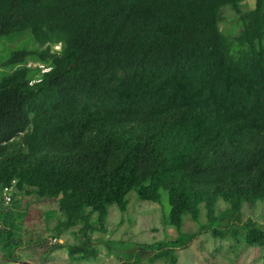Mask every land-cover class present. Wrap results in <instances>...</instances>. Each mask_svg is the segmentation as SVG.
Masks as SVG:
<instances>
[{"label": "trees", "instance_id": "trees-1", "mask_svg": "<svg viewBox=\"0 0 264 264\" xmlns=\"http://www.w3.org/2000/svg\"><path fill=\"white\" fill-rule=\"evenodd\" d=\"M246 1L0 0V38L34 40L0 64V262L46 238L24 236L29 197L55 201L40 212L46 229L59 216L53 236L77 226L90 239L131 190L157 203L165 192L161 222L176 232L137 245L136 263L175 264L203 229L264 247V222L240 220L264 202V0ZM226 8L235 32L220 27ZM186 214L196 232L182 231ZM80 241L69 257L92 258Z\"/></svg>", "mask_w": 264, "mask_h": 264}, {"label": "rangeland", "instance_id": "rangeland-1", "mask_svg": "<svg viewBox=\"0 0 264 264\" xmlns=\"http://www.w3.org/2000/svg\"><path fill=\"white\" fill-rule=\"evenodd\" d=\"M254 0H247L244 8H250ZM235 20L234 12L226 8L223 11L220 27L222 30L232 31V23ZM34 42L29 30L20 33L5 35L0 38V64L17 48H30ZM0 68H5L0 65ZM7 69V68H6ZM20 196V195H19ZM128 204L125 211H120L115 204L108 207V214L105 218V229L94 230L90 234V239L80 233H73L77 226L63 229L56 235L57 241L50 244L49 236H53L55 231L52 226L59 217L55 214L48 221L49 229L45 226L44 209H55V201L47 199L30 198V207L28 215L30 219L23 220V226L28 234L24 236L38 238L35 234L30 233L32 230H39L46 238L39 243H32L33 248L25 245L19 246L14 250L16 262L13 260L0 262V264H168L165 259L152 260L148 257H141L142 261L136 263L138 246L140 243H151L156 240L171 238L175 235L173 226L164 225L161 221L163 215L169 212L170 205L165 192L162 193L161 202H151L137 198L136 192L131 190L126 195ZM9 202V201H8ZM221 202V203H219ZM6 203V202H4ZM24 198L22 204H24ZM218 211L225 206L222 199H218ZM96 214L92 217V220ZM242 221L247 219L254 220L258 223L264 222V202L259 201L254 205L244 203L241 210ZM206 222V214L203 207L200 208L199 223ZM50 230V231H49ZM198 227L194 221L183 216L182 231L196 232ZM53 231V232H52ZM81 239L90 241L88 248H94L91 252L92 258L74 259L68 255V248L71 244L80 245ZM113 239V240H112ZM108 240H112L107 245ZM62 244V246L54 247ZM264 247L258 245H245L244 243L232 244L229 237L213 236L209 229H203L196 232V236L188 243V246L175 251V264H262V255Z\"/></svg>", "mask_w": 264, "mask_h": 264}, {"label": "built area", "instance_id": "built-area-1", "mask_svg": "<svg viewBox=\"0 0 264 264\" xmlns=\"http://www.w3.org/2000/svg\"><path fill=\"white\" fill-rule=\"evenodd\" d=\"M55 48H58V46L55 45ZM40 67L42 68V70L48 69V67H44L43 65H40ZM10 190H11V186H4L3 188V194H4L3 197H4V202L6 203L10 201ZM48 241L50 244H52L57 241V238L55 236H49Z\"/></svg>", "mask_w": 264, "mask_h": 264}, {"label": "clouds", "instance_id": "clouds-1", "mask_svg": "<svg viewBox=\"0 0 264 264\" xmlns=\"http://www.w3.org/2000/svg\"><path fill=\"white\" fill-rule=\"evenodd\" d=\"M55 45H57V46H58V48H55ZM55 45H54V47H53V48H54V49H59V47H60V43H57V44H55ZM28 64H30V63H28ZM46 67H48V66H46ZM48 69H49V67H48Z\"/></svg>", "mask_w": 264, "mask_h": 264}]
</instances>
